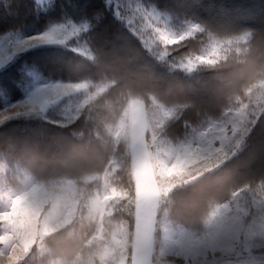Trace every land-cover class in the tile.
<instances>
[{
    "label": "clouds",
    "instance_id": "1",
    "mask_svg": "<svg viewBox=\"0 0 264 264\" xmlns=\"http://www.w3.org/2000/svg\"><path fill=\"white\" fill-rule=\"evenodd\" d=\"M17 63L0 264H264V17L0 0V73Z\"/></svg>",
    "mask_w": 264,
    "mask_h": 264
},
{
    "label": "trees",
    "instance_id": "2",
    "mask_svg": "<svg viewBox=\"0 0 264 264\" xmlns=\"http://www.w3.org/2000/svg\"><path fill=\"white\" fill-rule=\"evenodd\" d=\"M217 7L223 8L235 15H256L258 17H264V3L260 0H216ZM36 57H26L31 62ZM20 64L17 63L14 66L8 68L7 71L0 73V83L14 94L18 95V90L15 87L16 81L19 80Z\"/></svg>",
    "mask_w": 264,
    "mask_h": 264
}]
</instances>
